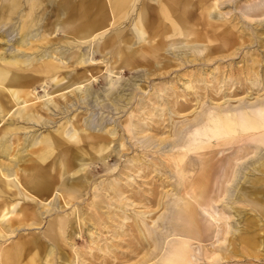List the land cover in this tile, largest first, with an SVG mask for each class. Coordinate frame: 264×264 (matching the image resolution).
I'll return each instance as SVG.
<instances>
[{
	"label": "bare ground",
	"instance_id": "obj_1",
	"mask_svg": "<svg viewBox=\"0 0 264 264\" xmlns=\"http://www.w3.org/2000/svg\"><path fill=\"white\" fill-rule=\"evenodd\" d=\"M1 1L4 3L0 5V24L7 25L15 15L20 36L15 43L17 52L11 53L8 59H0V156L10 157L8 162L0 163V264H81L76 262L75 255L70 256L71 253L64 251L62 234L67 227L79 229L86 225L85 218L80 217L75 205L85 193V188H91L97 182L88 173L90 164L97 160L98 166L92 168L105 169L109 160H118V176L115 179L107 176L100 182L98 180V184L113 187L118 197L122 194L118 184L123 179V168L130 167L138 173L145 163L156 164L155 159L145 161L139 156L145 138L141 134L144 132L142 125L136 117L143 110V100L136 99V94L125 92L121 87L123 83H120L121 74L125 70L139 69L150 82L154 76L166 78L175 71L176 66H180L179 69H185L186 66L197 69L195 66L198 64L194 63L197 61L202 66L214 52H221L239 42V37L234 38L227 25L224 24L223 29L218 31L207 19L211 9L220 5L236 6L238 0ZM241 14V18H255V28L252 30L255 35H251V39H262L264 0L244 8ZM49 16H54V19L51 20ZM128 18L131 23L125 30L121 27L123 20ZM205 25L210 28L202 32L198 26L205 28ZM208 31L211 32L206 34ZM192 42H198L199 48L189 50L187 43ZM258 42L260 50L246 58L250 65L243 69L245 82L242 92L247 95L238 98L235 104L213 102V106L205 108L198 98H193L197 104L191 107L192 103L173 98L172 106H169L167 100L170 115L183 114L179 111L189 107L191 115H181L183 128H178L177 123L170 133L175 136H170L165 142L164 139L160 140L159 143H165L161 146L165 152L163 156H169L173 150L180 151L179 156H183L190 147L195 148L204 141L214 146L219 144L218 138L222 135H229L224 141L237 137L248 140L256 135L251 137L254 140L248 146L251 150L234 159L231 178H226L225 195L219 204L212 203V199H202L195 185L190 183L189 188H185L181 194L172 189V193H169L171 197L164 202L165 213L151 218L148 226L144 220L145 212L131 209L134 205L132 201H125L119 206L124 212L121 223L131 219L142 237V228H145L154 247L158 249L162 248L173 226L182 230L187 239L192 234L202 236L205 230L197 219L201 210L209 221H213L212 226L215 223L217 229L216 240L210 244L211 251L216 255L223 252L220 258L228 259L232 251L237 252L235 248H230L232 243L229 238L233 235L239 242L248 244L247 252L238 254L244 255L248 261L264 262V95L250 96V91L257 92L264 80V44L260 40ZM213 45L215 50L211 48ZM21 48L33 52H22L19 50ZM95 54L100 58H96ZM198 75L199 71L194 73L192 79H185L182 90L193 89L192 83L198 81ZM62 81V86L51 93L74 89V103L80 108L85 106L89 110L90 107L89 116H83V111H79L78 107L73 109V99H65V102L53 98L50 102V98L47 101L38 100L41 96L35 93L37 83L48 85ZM100 83L101 87L95 88V84ZM138 85L141 90L142 85ZM170 88L171 85L157 89L150 102L162 99ZM136 89L133 87L132 92ZM213 92L218 95L217 91ZM155 103L153 108L157 112L161 103ZM50 104L57 111L67 113L68 126L66 122L56 128L48 126L50 129L41 135L27 130L34 124L46 126L51 116ZM13 106L16 107L12 110ZM131 107L135 115L129 113L127 120L133 140H129L123 128L121 133L116 131L118 126L122 127L120 123L113 121L114 124L108 127L109 121L103 114L107 109L108 112L114 110L121 115ZM96 112L101 114L94 119ZM186 128L191 130L190 133L195 131L188 139L182 135ZM198 130L202 131L200 134H206L204 140L197 135ZM19 134H23V137ZM260 136L261 139L258 138ZM128 148L136 151V155L127 161L128 164L122 163L125 160L124 151ZM189 160L188 165L193 168L197 162L194 158ZM167 162L171 163L169 160ZM167 162L162 161L164 164ZM207 162L210 161H204L202 166ZM198 188L204 190L201 186ZM239 201L251 205L249 237L240 235L241 227L238 225L244 212L232 205ZM91 203L94 204V199ZM71 207L70 214L66 213ZM175 214L181 216L176 222L173 221ZM234 217L235 225L232 222ZM41 222L48 225L42 232L39 230ZM158 225L161 226L160 230H157ZM235 232L239 235L236 236ZM76 237L82 236L74 233L71 239L75 240ZM89 238L92 241L90 245L95 243L96 250L102 249L92 234ZM85 251L89 249L82 252ZM176 251L188 263H193V254L188 249L179 246ZM179 253L174 260L180 259ZM84 254L93 258L96 255L91 251ZM156 256L157 253L151 250L149 259L135 264L168 263H148ZM89 262L96 264L91 259Z\"/></svg>",
	"mask_w": 264,
	"mask_h": 264
},
{
	"label": "rangeland",
	"instance_id": "obj_2",
	"mask_svg": "<svg viewBox=\"0 0 264 264\" xmlns=\"http://www.w3.org/2000/svg\"><path fill=\"white\" fill-rule=\"evenodd\" d=\"M258 1L259 0H238L236 6H232L231 4L226 6L220 5L209 11L207 19L211 24H214L215 30L221 31L225 24L231 29L234 38L239 37V42L231 47H224L225 49L221 52H214L213 54L215 55L211 54L210 59L206 60L202 66L199 64V61L194 62L198 64V66H195L197 69L192 66H186L185 69H179L180 66H176L174 67L175 71L170 72L166 78L154 76L150 78V82L145 78V75L142 74L143 71L139 69L136 71L125 70L124 73L121 74L120 83H123L121 87H123L125 92L136 94V99L141 98L143 100V110H141V113L138 112V116L136 117L142 125L144 132L141 134L145 138L140 147L139 156L145 161L155 159L156 164L153 166L145 163L138 173H136V170L133 168H123V179L120 184H118L119 192H122L119 197L117 196V193L114 192L113 187L111 188L106 184H98L101 179L106 178L107 176L112 179H115L118 176L116 168L118 160H109V164L105 169L92 168L95 167V165L98 166L97 160L90 164L88 173L94 176L97 182H95L93 187L85 188V193L82 194L81 199L77 201V206L75 205V207H78L79 209L78 213L80 214V217L85 218L86 225L81 226L79 229H76L75 227L72 229L67 227L62 234V240L65 242L62 243L64 251L69 252V254L71 253L70 256L75 255L74 258L77 263L89 264L91 259L94 260L96 264H135L137 261H145L146 259H149L148 254L153 250L154 253H157V256L148 261V263H152L153 261H168L166 264H264L263 261L259 263H255L252 260L248 261V259H244V255L238 254V252L245 254L247 249H249L248 244L243 241L239 242L238 238H234L233 235H230L229 238V241L232 243L230 248H235L237 252L232 251L231 253L233 254H231L228 259L225 260L220 258L223 252L216 255L211 251L210 244L214 243L216 240L214 238L217 236L215 233L217 231L215 228L216 225L214 223L212 226L211 223H213V221H209L208 217L202 214L200 209L197 219L205 230L202 236L192 234L191 238L187 239L184 237L182 230L178 229L177 226H173L171 227V234L163 242L162 248L158 249L157 246L154 247L151 237L145 228H142V231L144 232V237H142L141 234L139 235L134 224L131 223V219L125 220L123 222L124 224L121 223L123 221L124 212L119 207L122 206L125 201H132L134 205L131 209L133 208V211L143 210L145 212L144 220L148 226L151 224V218L154 219L157 215L165 213L166 205L164 202L171 197L169 193L172 189L173 192L176 190L181 194L185 188H189L190 183H193L195 189H197L196 191H199L202 199L205 198V200L207 199L206 201L212 199V203L214 204H219L223 200L226 188V178H231L230 174L233 170L234 159L251 150L248 146L250 142L254 141L251 137L256 134L249 137L248 140L237 137L234 140L229 139L227 141L224 140L229 138V135H222L218 138L219 144L213 146L210 142L208 143V141H204L195 148L189 146L190 149H188L183 156L182 154L179 156L181 152L178 150H173L167 157L163 156L165 152L162 151L163 149H161V146L165 143H163V141L162 143L159 142L163 139L165 142L166 140H169L170 136H175L170 133L173 132L174 125L177 123L179 124L177 125L178 128H183L181 115L186 114V116L190 117L191 113L189 111L191 107L196 106L197 104L195 103L196 101L194 102V99L198 98L205 108H209V106H213V102L225 101V104H227L226 102L235 104L238 98H243L247 95L246 92H242V90L244 91V88L242 89V84L245 82L243 69L250 65V62L247 61L246 58L258 53L260 50L258 40L264 44V36H262V39L253 37L255 35V33L252 32L255 28V18H241V11ZM3 3L4 1L0 0V5ZM236 16H238V18H236ZM49 17L51 20L54 19V16ZM16 18L17 17L13 15L12 21L7 25L0 24V59L1 57L8 59L11 53L17 52L15 43L20 36V28L18 19ZM123 23L124 24L121 28L126 30L130 26L131 19H124ZM7 28H10V30L8 29L9 31H5ZM198 28L202 30V32H205L206 28L210 27L205 25V28H201V26H198ZM210 32L211 31H208L206 34H209ZM251 35H253L252 39ZM197 43H187L189 50L198 49L199 47ZM211 48L215 50L216 47L213 45ZM33 49H35V47ZM19 50L22 52H33V50H24L22 48ZM95 57L100 58L97 54H95ZM201 58H206V56H201ZM175 59L177 60L178 58ZM197 71L200 72V76L198 75V81L192 83L194 88L182 90V83L184 80L192 79L194 73ZM179 76L181 79H179ZM64 81L56 84L51 82L48 83V85L37 83L35 86V93L41 96L38 100L47 101V98L51 99L49 102L53 100L59 102H65V99L72 100L76 93L74 89H71L70 91H66L67 89L57 90L51 93V91L62 86ZM170 81L173 82L170 83ZM138 83L143 87L141 90H139L140 86ZM101 85V83L95 84V88H100ZM169 85H171V88L167 93H164L165 95L161 97L162 99L157 98L158 100L156 99L154 102H150L151 99H154L157 89ZM201 85H203V89H201ZM133 87H137V89L134 90L135 92H132ZM213 90L217 91L218 95H214ZM257 90V92L250 91V96L254 98L257 95H264V80L261 81V86L258 87ZM64 91L66 92L63 93ZM168 93H171V95L169 96ZM173 98L177 99V101L186 100V103H192L190 105L191 107L179 111L183 114L170 115L166 103L168 100L169 103L167 104L172 106L171 101ZM189 99L191 101H189ZM74 101L75 100L73 99V103ZM155 101H157V104L161 103L157 112H155V109L153 108V106H156ZM15 107L16 106H13L12 110ZM75 107H78L77 109L79 111H83V116H89V113L91 112L90 107L88 110L85 106L80 108V105L78 106V104L74 103L73 109ZM133 108L137 107L134 106ZM49 109L51 116L49 117L50 121L46 123V126L34 124L27 128V130L36 133L35 135H41L50 129L47 128L48 126L56 128L61 123L66 122L67 113L57 111V109L51 104ZM99 111H101V109ZM97 112L94 115V119L101 114H97ZM129 113L135 115V111H133L132 107L121 115L116 114L114 110L108 112L107 109L103 114L105 119L109 121L108 127H111L114 124L113 121L120 123L122 127L118 126L116 131L121 133L123 128V131L127 134L129 140H133V134L128 131L129 122L127 117ZM66 123L68 126V122ZM7 124L8 123H4V125ZM190 131V129L186 128L183 130L182 135L188 139L189 136L191 137L195 132L192 131L190 133ZM201 132V130H198L197 135L200 136V139L204 140L206 134H200ZM19 135L23 137V134ZM26 135L29 136L32 134ZM258 138L261 139L262 136ZM152 140L154 141L149 144ZM212 140H215V138H212ZM124 154L123 158L125 160L122 161V163L128 164L127 161H130L135 157L136 151L128 148L124 151ZM9 158L0 156V163L8 162ZM191 158H194L197 162L193 168L188 165L190 161L189 159ZM168 160L171 163H168ZM162 161L167 163L164 164ZM204 161L210 162H207L205 166H202ZM128 177H131L132 179L128 180ZM200 186L203 187L204 190H199L198 187ZM92 199H94V204L91 203ZM232 205L235 209H240L244 212L240 219V225L238 226L241 227L240 235H247L249 237L250 231L248 226L250 225L249 217L251 216V205L243 201L234 202ZM216 207L221 209L220 206ZM72 208L73 207L67 209L66 213L70 214ZM81 213L83 214L81 215ZM177 215L178 214L174 215V222L178 221L179 218L181 219V216L178 215L177 218ZM235 218L236 217L232 220L234 225L236 221ZM206 222L208 225H205ZM158 224H160V222ZM47 226V224L41 222L39 230L42 232ZM208 226H210V228ZM160 228L161 226L158 225L157 230H160ZM74 233H78L82 237H76L75 240H72L71 237L74 236ZM91 234L92 237L94 236L96 238L97 243L102 248L101 250L95 249V243L90 245L92 241H90L89 235ZM235 235L238 236L239 233L235 232ZM179 246H183L186 250L188 249L189 253L193 254V263H188L186 258L176 251V248ZM88 249L89 251L85 252H93L96 254L94 258L90 257V255L84 254L85 252H82L83 250ZM74 252L76 253L73 254ZM177 253L180 254V259L178 257L174 260ZM77 254L80 255L77 256ZM69 259L72 260L71 257Z\"/></svg>",
	"mask_w": 264,
	"mask_h": 264
}]
</instances>
